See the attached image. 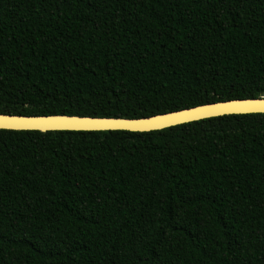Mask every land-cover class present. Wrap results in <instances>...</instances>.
<instances>
[{
  "label": "trees",
  "instance_id": "16d2710c",
  "mask_svg": "<svg viewBox=\"0 0 264 264\" xmlns=\"http://www.w3.org/2000/svg\"><path fill=\"white\" fill-rule=\"evenodd\" d=\"M262 92L264 0H0V113L140 117ZM0 264H264V112L0 128Z\"/></svg>",
  "mask_w": 264,
  "mask_h": 264
},
{
  "label": "water",
  "instance_id": "95a60500",
  "mask_svg": "<svg viewBox=\"0 0 264 264\" xmlns=\"http://www.w3.org/2000/svg\"><path fill=\"white\" fill-rule=\"evenodd\" d=\"M264 112V92L256 97L211 101L140 117L75 114L0 113V128L36 130H153L211 116Z\"/></svg>",
  "mask_w": 264,
  "mask_h": 264
}]
</instances>
